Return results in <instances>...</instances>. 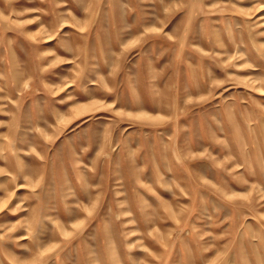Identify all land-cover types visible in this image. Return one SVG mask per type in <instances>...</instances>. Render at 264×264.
<instances>
[{"label":"rangeland","instance_id":"374dc122","mask_svg":"<svg viewBox=\"0 0 264 264\" xmlns=\"http://www.w3.org/2000/svg\"><path fill=\"white\" fill-rule=\"evenodd\" d=\"M0 264H264V0H0Z\"/></svg>","mask_w":264,"mask_h":264}]
</instances>
